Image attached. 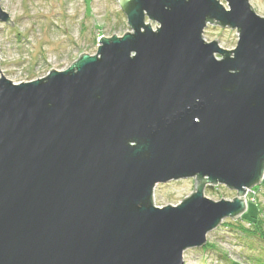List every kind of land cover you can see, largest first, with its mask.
<instances>
[{"label":"water","instance_id":"obj_1","mask_svg":"<svg viewBox=\"0 0 264 264\" xmlns=\"http://www.w3.org/2000/svg\"><path fill=\"white\" fill-rule=\"evenodd\" d=\"M117 3L131 31L67 70L14 84L0 64V264H185L264 181V17L249 0ZM218 185L237 197L208 199Z\"/></svg>","mask_w":264,"mask_h":264},{"label":"rangeland","instance_id":"obj_2","mask_svg":"<svg viewBox=\"0 0 264 264\" xmlns=\"http://www.w3.org/2000/svg\"><path fill=\"white\" fill-rule=\"evenodd\" d=\"M249 2L264 17V0ZM1 8L13 23V27L0 23L1 76L14 84L44 78L51 70L65 71L81 55L96 54L101 37H122L131 31L117 0H1ZM152 26L156 29L158 25ZM204 39L208 43L217 41L220 47L232 51L238 33L209 24ZM194 188L193 179L158 185L155 205L176 206L191 196ZM205 196L214 202L233 201L237 192L218 185L207 187ZM246 200L248 210L244 216L225 219L208 235L207 244L215 248L187 251L185 264H255L259 259L264 262V241L242 231V227L252 229L248 220L258 216L264 220V181L248 193Z\"/></svg>","mask_w":264,"mask_h":264},{"label":"trees","instance_id":"obj_3","mask_svg":"<svg viewBox=\"0 0 264 264\" xmlns=\"http://www.w3.org/2000/svg\"><path fill=\"white\" fill-rule=\"evenodd\" d=\"M256 188L257 187H255V189ZM257 208H258V212H259V206ZM262 212L263 211L260 210V214H262ZM247 222L252 229H246V228L242 227V231L246 235H248V236L250 235V237L260 238V240L264 241V220L261 218V216L260 217L259 216L254 217V218H252V220L250 219ZM214 248L215 247L213 245L207 244L205 246L204 250H213ZM225 257H226V255H225ZM254 262H255V260H254ZM232 264H234V263H232ZM255 264H264V262L259 259L258 261L255 262Z\"/></svg>","mask_w":264,"mask_h":264}]
</instances>
